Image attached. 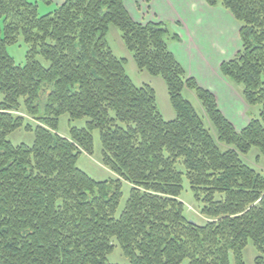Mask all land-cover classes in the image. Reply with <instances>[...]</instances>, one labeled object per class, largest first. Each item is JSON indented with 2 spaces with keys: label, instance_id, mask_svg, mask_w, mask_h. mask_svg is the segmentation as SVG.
Masks as SVG:
<instances>
[{
  "label": "trees",
  "instance_id": "trees-1",
  "mask_svg": "<svg viewBox=\"0 0 264 264\" xmlns=\"http://www.w3.org/2000/svg\"><path fill=\"white\" fill-rule=\"evenodd\" d=\"M205 1L240 25L242 49L220 72L260 108L242 131L171 52L179 37L163 22H135L124 0H65L46 15L38 2L0 0V264H112L117 247L128 264H246L250 242L264 264V173L244 160L253 148L264 158V0ZM111 26L138 69L165 81L174 120L151 86L134 84L109 44ZM21 38L25 65L8 53ZM64 115L85 127L60 135ZM20 129L34 133L32 146L9 140ZM95 130L116 176L103 182L77 164L93 155ZM185 177L203 225L185 214Z\"/></svg>",
  "mask_w": 264,
  "mask_h": 264
},
{
  "label": "crops",
  "instance_id": "crops-1",
  "mask_svg": "<svg viewBox=\"0 0 264 264\" xmlns=\"http://www.w3.org/2000/svg\"><path fill=\"white\" fill-rule=\"evenodd\" d=\"M132 19L140 24L165 23L179 40H169V48L188 75L212 92L225 117L237 131L250 123L251 109L242 89L220 72L223 62L242 49L240 25L233 15L205 0H124ZM61 5V4H60ZM222 17L224 22H219ZM231 99V108L227 103Z\"/></svg>",
  "mask_w": 264,
  "mask_h": 264
},
{
  "label": "rangeland",
  "instance_id": "rangeland-1",
  "mask_svg": "<svg viewBox=\"0 0 264 264\" xmlns=\"http://www.w3.org/2000/svg\"><path fill=\"white\" fill-rule=\"evenodd\" d=\"M32 3H39V13L41 15H46L53 12L60 4L65 0H49L50 4L44 2L43 0H28ZM219 22H224L222 17L219 18ZM109 44L114 51L115 55L120 59L127 60L126 71L134 84L138 87L144 85L151 86L157 95V101L159 109L166 121H172L176 118V113L172 107L170 97L168 94L167 86L165 81L161 77L151 76L146 71H140L134 62L133 55L127 50L125 44L122 41L121 34L119 30L111 26L108 34ZM29 46L24 42L23 38L20 39L18 44L10 45L8 47V53L15 59L18 65H25L27 62V53ZM38 60L42 62L45 66L48 63L39 57ZM231 85V82H230ZM242 89V86H239ZM184 96L189 100L198 114L203 118L207 127H211V124L205 117V113L200 101L197 99L195 93L191 90L186 89L184 91ZM228 107L231 108V99L227 98ZM259 107L252 109L248 114L249 117H257L259 112ZM23 112V111H22ZM24 113V112H23ZM27 120L35 124V120L31 116L26 115ZM86 125V120H79L75 122L70 121L69 115H64L60 119L59 124V134L68 137L70 134L71 127L84 128ZM215 134V132H214ZM94 153L90 156L88 153H84L78 160V167L90 175L93 179L103 182L113 178H116L108 168L102 164V143L100 138L99 130H95L94 133ZM9 140L13 145L19 146L22 144L32 146L34 144L35 138L34 133L27 132L25 129H20L15 131L9 136ZM260 156V152L257 148H253L252 151L244 157L245 162L252 168L256 169L258 172L264 173V158L257 160ZM123 198L119 207V214L123 211L130 195V186L128 184L124 185ZM181 200L185 204V214L186 216L197 224L203 225L207 222L208 218L201 214L202 204L199 203L187 178H184V189L181 195ZM259 256L258 250L255 248L252 242L249 243L248 247L244 251V260L246 264H255L256 257ZM109 262L112 264H128V260L122 253L120 247L114 251L109 257ZM231 264H235L234 259L231 258Z\"/></svg>",
  "mask_w": 264,
  "mask_h": 264
}]
</instances>
